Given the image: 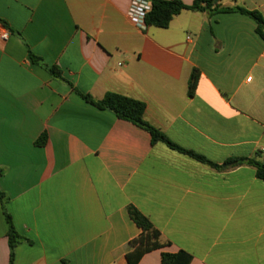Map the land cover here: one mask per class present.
I'll return each mask as SVG.
<instances>
[{
  "label": "crops",
  "instance_id": "0c3cea01",
  "mask_svg": "<svg viewBox=\"0 0 264 264\" xmlns=\"http://www.w3.org/2000/svg\"><path fill=\"white\" fill-rule=\"evenodd\" d=\"M190 6L193 0H179ZM131 0H0V192L23 241L13 264H130L133 206L189 264H264V42L240 13L184 9L166 28L135 27ZM258 11L264 0H213ZM30 54L60 71L33 64ZM198 80L187 88L191 73ZM74 90L141 101L171 143ZM43 139L42 144H37ZM0 201V264H9Z\"/></svg>",
  "mask_w": 264,
  "mask_h": 264
},
{
  "label": "trees",
  "instance_id": "16d2710c",
  "mask_svg": "<svg viewBox=\"0 0 264 264\" xmlns=\"http://www.w3.org/2000/svg\"><path fill=\"white\" fill-rule=\"evenodd\" d=\"M151 5L150 11L147 13L145 18V24L147 26H155L159 28H166L169 25L172 17L179 14L182 10L187 9L195 12H207L209 15H214L218 13H240L252 19L255 24V33L256 35L264 42V18L258 11H248L242 7H223L220 5L214 4L213 0H193V3L190 6H186L181 3L179 0H148ZM0 23L3 26H6L5 22L0 20ZM30 60L33 64H36L44 69H46L53 77L61 79L60 71L54 67H47L43 61L30 54ZM198 80V73L196 70H193L191 73L187 95L191 97L194 94V90ZM86 103L93 105L99 110H107L112 112L118 119L128 121L134 125L143 128L146 130L150 137L151 143L163 142L169 148L177 150L184 154L189 155L190 157L210 165L213 168H218V166L206 161L204 158L197 156L191 152L180 149L169 140H167L161 132H159L154 127L150 126L144 120L145 105L141 101H137L125 96L107 93L101 100H94L89 95H84L77 90H74ZM43 139L37 144H42ZM257 155L260 157L259 153ZM225 165L230 167H236L241 165H249L255 168L256 177L264 182V158H239L231 159L226 162ZM2 172L0 171V176ZM0 201L4 210V196L0 192ZM127 212L131 221L141 230V234L138 238L132 240L128 243L127 247L131 250L127 255L128 261L130 264H136L138 259L143 255L155 251L162 250L169 244L167 242H162L160 233L152 226L150 221L143 216L137 209L133 206L127 208ZM4 216L8 224L7 231V241L9 247V264H13L14 259V250L22 241L23 238L17 234L13 224L11 222L10 216L4 210ZM191 262V257L182 252L178 251L176 253H170L162 251L160 253V263L161 264H189Z\"/></svg>",
  "mask_w": 264,
  "mask_h": 264
},
{
  "label": "built area",
  "instance_id": "2783aa9c",
  "mask_svg": "<svg viewBox=\"0 0 264 264\" xmlns=\"http://www.w3.org/2000/svg\"><path fill=\"white\" fill-rule=\"evenodd\" d=\"M150 9L151 5L148 0H131L127 9V18L135 27L144 30L146 28L145 18ZM0 38L1 40L6 41L8 34L2 32ZM257 153L264 156V148H259Z\"/></svg>",
  "mask_w": 264,
  "mask_h": 264
}]
</instances>
